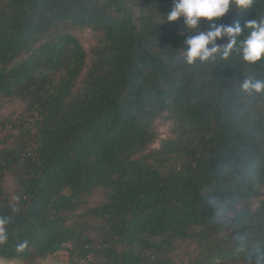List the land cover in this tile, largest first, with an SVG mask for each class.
I'll return each instance as SVG.
<instances>
[{
    "label": "trees",
    "instance_id": "obj_1",
    "mask_svg": "<svg viewBox=\"0 0 264 264\" xmlns=\"http://www.w3.org/2000/svg\"><path fill=\"white\" fill-rule=\"evenodd\" d=\"M172 4L0 0V263L264 264V56L188 64Z\"/></svg>",
    "mask_w": 264,
    "mask_h": 264
},
{
    "label": "clouds",
    "instance_id": "obj_2",
    "mask_svg": "<svg viewBox=\"0 0 264 264\" xmlns=\"http://www.w3.org/2000/svg\"><path fill=\"white\" fill-rule=\"evenodd\" d=\"M252 0H173L170 11L166 15L168 22L183 19L185 28L193 32L184 41V58L188 64L196 61H209L221 53L227 58L235 48L244 62L254 64L264 56V20H248L243 27L219 23L220 19L232 9L242 11L250 7ZM206 25L207 30H202ZM250 29L249 35L238 41L243 30ZM229 38L223 46L216 43L218 39ZM241 89L248 93H264V80L252 77L244 79ZM4 221H0V224ZM4 239L0 236V240Z\"/></svg>",
    "mask_w": 264,
    "mask_h": 264
},
{
    "label": "rangeland",
    "instance_id": "obj_3",
    "mask_svg": "<svg viewBox=\"0 0 264 264\" xmlns=\"http://www.w3.org/2000/svg\"><path fill=\"white\" fill-rule=\"evenodd\" d=\"M74 34L78 37L80 42L82 43L83 47L88 51L91 47H93L97 42V35L91 31L90 29H80L75 30ZM16 104L10 102H0V116L4 113H8L14 110ZM156 129L158 131L159 137L156 140L153 147L159 146V143L162 139H167L172 136L171 134V126L172 123L170 121L164 120L159 118L156 123ZM3 264V263H0ZM8 264H15V263H8ZM234 264V263H231ZM235 264H244L242 262L235 263Z\"/></svg>",
    "mask_w": 264,
    "mask_h": 264
}]
</instances>
